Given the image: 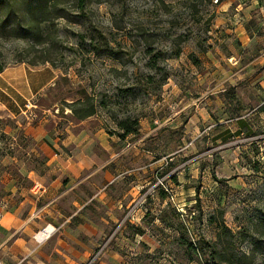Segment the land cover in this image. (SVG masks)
Here are the masks:
<instances>
[{
    "label": "rangeland",
    "instance_id": "1",
    "mask_svg": "<svg viewBox=\"0 0 264 264\" xmlns=\"http://www.w3.org/2000/svg\"><path fill=\"white\" fill-rule=\"evenodd\" d=\"M162 1L87 0L82 11L71 3L69 18L55 20L52 45L27 37L0 39L3 67L23 59L31 68L49 65L58 71L51 84L25 101L19 115L0 105V179L20 168L25 177V169L45 173L58 152L74 148L90 150L81 159L98 165L97 154L105 153L101 137L77 143L82 129L96 128L111 146L109 167L122 172L110 185L118 205L103 208L118 222L108 223L101 250L116 254L119 264H198L190 260L178 230L160 216L182 223L183 235L207 257V245L216 241L214 220L222 214L235 251L247 254L248 264H264V224L259 223L264 118L243 109L236 112L248 114L247 126L214 125L219 118L214 111L207 124L193 104L246 62L244 52L231 44L239 33L234 27L246 19L242 9L233 8L242 0H232L226 12L219 10L220 0H199L196 6L191 0ZM45 53L55 66L27 63ZM84 99L97 110L80 120L68 105ZM128 117L137 121V134L122 135L117 126Z\"/></svg>",
    "mask_w": 264,
    "mask_h": 264
},
{
    "label": "crops",
    "instance_id": "2",
    "mask_svg": "<svg viewBox=\"0 0 264 264\" xmlns=\"http://www.w3.org/2000/svg\"><path fill=\"white\" fill-rule=\"evenodd\" d=\"M231 4L232 0H220L219 10L226 12ZM233 8L242 9L246 19L242 26L234 27L239 33L231 44L244 52L246 62L241 69L219 79V87L208 89L193 104L201 114L199 120L209 124L214 120V113L212 117L210 112L216 111L219 118L214 125L230 122L235 127L247 126L248 114L264 118V0H242ZM57 75L58 71L49 65L31 68L22 62L4 67L0 71V105L11 115H19L24 112L21 107L25 101L40 93ZM226 82L224 87L222 83ZM243 109L251 112H236ZM100 132L96 128L82 129L77 141L80 146L95 134L101 137L105 153L97 154L98 165H87L81 159L90 150L81 153L74 148L66 150L70 154L58 152L59 159L46 167L47 176L25 169V177L20 168L18 174L6 172L4 179H0V264H87L102 246L108 223L118 222L114 213L104 215L103 208L118 205L119 197L110 192V185L118 181L122 172L109 167L114 157L106 156L111 146ZM68 142L75 143L72 139ZM45 227L51 232L39 237ZM114 233L115 230L109 236ZM105 250L90 264H119L117 255L109 256Z\"/></svg>",
    "mask_w": 264,
    "mask_h": 264
},
{
    "label": "trees",
    "instance_id": "3",
    "mask_svg": "<svg viewBox=\"0 0 264 264\" xmlns=\"http://www.w3.org/2000/svg\"><path fill=\"white\" fill-rule=\"evenodd\" d=\"M73 1V2H72ZM87 0H0V39L5 37H27L34 41V44H46L50 42L53 44V26L56 19H68L70 13V4L72 3L77 10L82 11L85 8ZM193 1V6H196ZM219 1V0H217ZM161 2H163L161 0ZM45 29V30H44ZM45 45L48 52L51 45ZM112 54L114 51L110 49ZM118 58V56H116ZM18 62L22 63L25 60L20 59ZM48 62L54 65L53 59L48 53L35 59L28 61L30 65L37 63ZM0 65V71L3 70ZM76 104L81 106L76 107ZM69 109L74 117L77 119H85L96 113V106L89 103L87 99L76 100L70 103ZM137 121L132 118H125L117 121V126L122 130V135L137 134ZM164 196H162L163 198ZM160 220L167 226L173 227L179 232V239L183 243L190 254V260H195L198 264H248L249 256L245 253L238 254L233 248L234 234L226 227L222 220V214L219 220H214L216 223V241L213 244H208L207 257H204L203 249L197 243L192 242L186 235H183L185 230L181 223L177 225L174 221L167 219L166 216L161 215ZM259 223L264 224V218H261ZM264 227V225H262ZM186 232V230H185ZM264 235V231L261 232ZM219 246H221L219 248ZM204 257V258H203ZM187 264V263H186Z\"/></svg>",
    "mask_w": 264,
    "mask_h": 264
},
{
    "label": "built area",
    "instance_id": "4",
    "mask_svg": "<svg viewBox=\"0 0 264 264\" xmlns=\"http://www.w3.org/2000/svg\"><path fill=\"white\" fill-rule=\"evenodd\" d=\"M217 1V0H216ZM159 182H160V184H161V187L165 190V191H168L167 190V187H166V185L163 183V181H162V179H159L158 180ZM169 192V191H168ZM169 194H170V199L171 200H173V196H172V194H171V192H169ZM51 231H48V227H45L44 229H42V231L39 233V237H43V236H45L47 233H50ZM101 252V248H99L94 254H93V256L91 257V259L88 261V263L87 264H90L91 262H93L95 259H96V257L99 255V253Z\"/></svg>",
    "mask_w": 264,
    "mask_h": 264
},
{
    "label": "bare ground",
    "instance_id": "5",
    "mask_svg": "<svg viewBox=\"0 0 264 264\" xmlns=\"http://www.w3.org/2000/svg\"><path fill=\"white\" fill-rule=\"evenodd\" d=\"M48 231H51L50 228H48Z\"/></svg>",
    "mask_w": 264,
    "mask_h": 264
}]
</instances>
